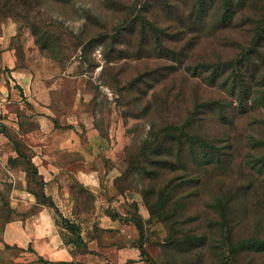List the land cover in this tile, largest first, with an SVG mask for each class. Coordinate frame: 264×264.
<instances>
[{
  "label": "rangeland",
  "instance_id": "1",
  "mask_svg": "<svg viewBox=\"0 0 264 264\" xmlns=\"http://www.w3.org/2000/svg\"><path fill=\"white\" fill-rule=\"evenodd\" d=\"M161 7L162 0H41V33L56 41L43 46L24 22L6 18L0 20V55L12 50L16 68L30 70L40 83H56L51 104L54 123L72 115L77 103L82 121L92 122L97 130L98 149L113 142L110 157L101 156L106 173H99L97 197L83 186L67 187L78 210L92 211L80 219L83 225L89 220L95 224L104 212L122 215L135 229L131 240L142 247L151 264H210L218 259L215 254L228 263L224 231L208 226L219 221V213L211 207L217 197L232 200L233 240L264 234V168L258 164L264 159V72L260 71L264 67L257 60V71L247 84L251 94L241 106V98L232 95V79L212 83L211 73L202 72L201 66L238 59L242 53L234 43L244 45L248 32L208 29L192 48L188 43L192 34L177 44L166 38L165 44L183 51L179 53L183 60L161 58L153 48L154 36L149 33L141 43L138 28V21L145 20L151 27L164 28L165 37L179 35ZM8 76L9 69L0 65V83H11ZM9 107L19 110L13 104ZM180 136L181 142L170 141ZM192 136L215 143L223 151L224 163L202 166L188 152L187 139ZM11 137L18 153L14 164L25 169L26 188L41 200L45 186L32 172L29 148L16 133ZM193 148L197 157L200 146ZM1 167L0 264H44L31 249L2 240L11 218L15 182L10 180L11 171ZM109 175H116L112 182ZM167 183L178 186L162 205L159 191ZM57 204L53 208L57 224L79 225L57 212L72 203ZM202 233L208 238L202 250L178 252L166 246L171 236L181 239ZM210 245L221 248L211 250ZM238 263L264 264V253L242 252Z\"/></svg>",
  "mask_w": 264,
  "mask_h": 264
},
{
  "label": "crops",
  "instance_id": "2",
  "mask_svg": "<svg viewBox=\"0 0 264 264\" xmlns=\"http://www.w3.org/2000/svg\"><path fill=\"white\" fill-rule=\"evenodd\" d=\"M12 53L7 49L0 55V65L9 69L11 81L0 83V89L9 96L8 123L0 135V165L11 171L10 180L15 182L3 242L31 249L44 264H151L141 246L131 240L135 229L122 215L104 212L96 217L95 224L90 220L85 225L81 223L80 219L90 217L92 211L78 210L67 187L77 184L97 197L101 189L99 173H106L101 156L110 157L113 142L98 149L97 130L92 122L82 121L77 103L72 115L54 123L51 104L56 83H40L30 70L16 68ZM10 104L19 110H11ZM32 121L34 125L29 126ZM13 133L29 148L31 163L45 186V196L56 207L59 202L72 203L69 209L57 212L79 225L57 224L55 210L38 202L36 194L26 188V171L14 164L18 153L12 147ZM115 176H110L111 182Z\"/></svg>",
  "mask_w": 264,
  "mask_h": 264
},
{
  "label": "trees",
  "instance_id": "3",
  "mask_svg": "<svg viewBox=\"0 0 264 264\" xmlns=\"http://www.w3.org/2000/svg\"><path fill=\"white\" fill-rule=\"evenodd\" d=\"M40 8L41 0H0V20L12 18L24 22L30 28L33 35H39L42 45L48 46L53 44L56 38L46 35L44 32L41 33L42 30L39 26V20L42 18ZM161 9L177 25L179 35L165 37L168 36L166 35L168 33L164 28L151 27L150 23H147L145 20L138 21L139 32L142 34L141 43L147 41L149 33L152 34L155 38L153 48L159 50L161 54L159 57L161 58H170L174 61L177 58L183 60L179 54L183 51H178L176 50L177 47H170L165 44L166 38H169V42L177 44L186 35L192 34L193 37L188 39V43L191 45L189 47L192 48L199 42L202 36L206 35L208 29L217 32L225 29L240 28L244 32H248V41L244 45L234 43L238 47L239 53H242L238 59L235 58L220 63H206L201 66L202 72L211 73L210 78L212 83L220 79L225 81L232 79L230 84L232 95H238L241 98L239 104L242 106L248 100L249 94H251V89L247 84L248 81L253 80L254 74L257 71V60H260V66L264 67V0H172L170 3L168 0H162ZM260 71L264 72V69ZM172 129L174 128L170 127L169 130ZM180 138L181 136L174 139L172 137L170 141L176 140L181 142ZM187 140L190 147L188 152L195 160L202 162V166L211 165L220 167L224 163L223 151L215 143L201 141L195 136L188 137ZM195 144L200 146V152L197 157L193 156V146ZM29 164L31 165L32 172L36 174L37 169L32 163ZM258 164H260L261 168H264V159L261 160L260 158ZM177 186L167 183L159 191L160 198H163L162 205L166 204L173 197V191ZM152 192L153 189L147 191L146 196L152 194ZM37 200L40 203L55 208L54 203L46 196H43L41 200L37 197ZM146 202L149 204L148 199ZM232 206L233 203L229 197H217L211 205L219 213V221H210L208 226L210 228L218 226L224 231L225 236L223 240L226 246V257L229 260L228 263H223L220 261V256L215 254V259H218L210 264H239L238 256L242 252L264 253V234L257 233L244 239L233 240L232 229L236 221L229 217ZM149 207L152 214L153 210L150 204ZM182 238L179 239L171 236L166 246L174 248L178 252H184L186 250H202V248L208 245V238L203 233L192 237L185 235ZM183 244L190 245L187 248H182ZM209 248L211 250H220L219 248L221 247L210 245ZM141 252L145 254L143 249ZM41 261H43L42 258Z\"/></svg>",
  "mask_w": 264,
  "mask_h": 264
},
{
  "label": "built area",
  "instance_id": "4",
  "mask_svg": "<svg viewBox=\"0 0 264 264\" xmlns=\"http://www.w3.org/2000/svg\"><path fill=\"white\" fill-rule=\"evenodd\" d=\"M9 103V96L0 89V135L4 127L8 123L7 104Z\"/></svg>",
  "mask_w": 264,
  "mask_h": 264
}]
</instances>
